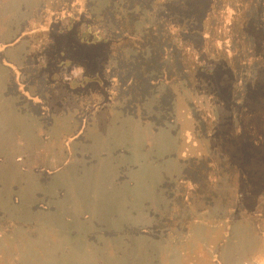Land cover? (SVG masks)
I'll return each instance as SVG.
<instances>
[{"label":"rangeland","instance_id":"obj_1","mask_svg":"<svg viewBox=\"0 0 264 264\" xmlns=\"http://www.w3.org/2000/svg\"><path fill=\"white\" fill-rule=\"evenodd\" d=\"M85 1L30 3L79 9L33 46L46 105L0 146V264H264V0H90L100 24Z\"/></svg>","mask_w":264,"mask_h":264},{"label":"crops","instance_id":"obj_2","mask_svg":"<svg viewBox=\"0 0 264 264\" xmlns=\"http://www.w3.org/2000/svg\"><path fill=\"white\" fill-rule=\"evenodd\" d=\"M30 3L31 0H0V138L3 140L0 146H8L10 137L13 144V138L17 134L16 119L24 120L25 115H33L26 106L29 105V102L38 100V102L46 103L43 97L45 90L42 94L41 92L37 93L36 84L24 80L27 70L31 67L30 58L35 53L33 46L38 48L40 45L37 41H43L51 33L47 27L46 7L44 5L31 6ZM67 40L70 43L65 44V53L71 55L75 49L73 39L69 37ZM41 57L42 55L39 59ZM69 62L72 63V61ZM68 64L61 65V68L66 66V69L69 70ZM37 65V68L41 69L38 63ZM72 65L74 64H70V68ZM32 70L30 72L38 73L36 69ZM80 71L81 77L78 80L70 79L68 82L63 79L62 81L69 83L72 91L76 89L86 93L88 92L87 86L77 88L80 83L84 82L85 72L83 69ZM53 80L48 90L65 89L64 85L59 82V78L56 79V76H53ZM24 83L25 86H21ZM67 93L69 96L74 94L69 91ZM19 104L27 108H24L23 113L17 110ZM5 138H8V141Z\"/></svg>","mask_w":264,"mask_h":264},{"label":"trees","instance_id":"obj_3","mask_svg":"<svg viewBox=\"0 0 264 264\" xmlns=\"http://www.w3.org/2000/svg\"><path fill=\"white\" fill-rule=\"evenodd\" d=\"M64 1H68V0H64ZM145 1L146 2H152L153 0H137V2L138 3H142V2H144L145 3ZM172 1V0H171ZM125 4H124V6H125V9L126 8H131V7H139L140 8V5H138L137 3H132V4H129V3H127V2H125V1H123ZM134 2H135V0H134ZM88 3H89V5H88ZM121 5V4H120ZM69 6H70V9L67 7V9H69V10H71L72 12H74L75 10H78L79 9V6L77 5V4H75V7L72 5V4H69ZM142 8V7H141ZM94 9L96 10V2H90V0L87 2V0L83 3V8H82V10L83 11H85L86 12V10H87V12L92 16V17H94V19H96L95 21H96V23L98 24L100 21H101V12H99L98 14L94 11ZM143 9V8H142ZM56 10V9H55ZM69 10H66L65 12H62V14H61V16H59V17H57L55 14H52L53 12H54V10L52 9H49V10H47L46 9V12H47V14H48V29L50 30V24H51V22H50V20H51V18L53 17V18H58L57 19V21L55 22V23H53L54 25H55V31H53V34H56V33H59L60 34V36H61V38H64L63 36H64V34H62V33H65V32H67V29H68V27L73 23V19H74V14H70L69 13ZM101 11V10H100ZM115 14L114 15H117V10H116V8H115V10L113 11ZM129 14V13H128ZM119 16V14L116 16V17H118ZM135 16H136V13H130L129 14V18H120L119 20L120 21H122L123 23H125L127 26H129L130 28H131V25H129V24H127L123 19H134L135 18ZM100 24V23H99ZM200 25H202L201 24V22L199 23ZM77 29V30H76ZM259 29H262V25L260 24L259 25ZM71 30V29H70ZM73 31H77L78 32V27L76 26V27H74L73 29H72V31L70 32L71 33V35L73 34L72 32ZM79 31L80 32H78L79 33V37L81 38V39H84V41H86V40H89L90 38H92V39H94V40H96L97 39V37L96 36H91L90 34H89V32L86 30V28L84 27V24H82L81 25V27H80V29H79ZM51 32V31H50ZM109 33V32H113V31H106L105 30V32L104 33H100L102 36H101V38H104L105 36H106V33ZM67 33H69V32H67ZM202 34L200 35V33L199 34H197V38H199V39H201V40H204V39H206L205 38V36L207 37V36H210L209 35V33H207V32H201ZM62 34V35H61ZM133 33H131L130 34V36H129V42L131 41L132 43H134V42H137V41H139V39L138 38H136V36L135 35H132ZM73 36V35H72ZM199 36H201V37H199ZM69 38V37H68ZM67 38V39H68ZM72 39H73V37H71ZM67 39H62L63 41H65L64 42V50H63V54H65V55H70V53H65V51H66V43L68 42V43H70V41H68ZM192 40H194V39H192ZM73 42V41H72ZM128 42V43H129ZM132 43H130V44H132ZM129 44V45H130ZM36 47V46H35ZM73 47H75V43H73ZM199 47H204V44H199ZM203 49V48H202ZM165 50L166 49H163V51H162V55H163V57H164V54H165ZM40 51V50H39ZM71 55H72V52H71ZM131 57V56H130ZM38 62V64H39V66H40V68H43V66H44V64H43V62H41L40 60H39V58H38V60H37ZM204 62V61H203ZM68 63H70V64H72L71 62H69V60H67V61H65V64L67 65ZM65 64H62V65H65ZM70 64H68V65H70ZM74 64V63H73ZM203 64L204 63H202L201 62V66L199 67V66H197V71L198 72H200V71H202V72H209V71H206V68L203 66ZM166 180V179H165ZM168 182V181H167ZM166 182V183H167ZM165 183V182H164ZM171 183V182H170ZM172 184V183H171ZM168 185V184H167ZM177 197V196H176ZM176 197H174V199H177ZM204 215V218H206V219H204L203 221H205V222H208L209 221V216H208V214H207V210H203L202 211V216ZM194 220H196L195 218H194V216L193 215H190L189 216V219H188V221L186 222V224H191L192 223V221H194Z\"/></svg>","mask_w":264,"mask_h":264},{"label":"snow or ice","instance_id":"obj_4","mask_svg":"<svg viewBox=\"0 0 264 264\" xmlns=\"http://www.w3.org/2000/svg\"><path fill=\"white\" fill-rule=\"evenodd\" d=\"M69 72L71 75H79L80 68L74 66L72 69H69ZM249 258H251V257H249Z\"/></svg>","mask_w":264,"mask_h":264},{"label":"flooded vegetation","instance_id":"obj_5","mask_svg":"<svg viewBox=\"0 0 264 264\" xmlns=\"http://www.w3.org/2000/svg\"><path fill=\"white\" fill-rule=\"evenodd\" d=\"M46 105V104H45ZM48 107V106H47ZM49 108V107H48Z\"/></svg>","mask_w":264,"mask_h":264}]
</instances>
